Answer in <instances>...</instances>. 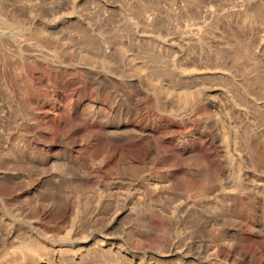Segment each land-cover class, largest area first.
<instances>
[{
	"label": "rangeland",
	"instance_id": "374dc122",
	"mask_svg": "<svg viewBox=\"0 0 264 264\" xmlns=\"http://www.w3.org/2000/svg\"><path fill=\"white\" fill-rule=\"evenodd\" d=\"M0 264H264V0H0Z\"/></svg>",
	"mask_w": 264,
	"mask_h": 264
},
{
	"label": "bare ground",
	"instance_id": "6f19581e",
	"mask_svg": "<svg viewBox=\"0 0 264 264\" xmlns=\"http://www.w3.org/2000/svg\"><path fill=\"white\" fill-rule=\"evenodd\" d=\"M191 96H184V98H183V100H188V98H190ZM187 104V103H186ZM107 244H109V243H107ZM110 245V244H109ZM20 246V245H19ZM21 246H22V244H21ZM25 246H28V245H25ZM30 246V245H29ZM94 245L92 244V245H89V246H87V247H93ZM112 247V246H111ZM33 248V247H32ZM20 251H18L19 253H20V255H21V252H22V249H21V247H20V249H19ZM24 250V253H26L25 251H27V252H29V255L28 256H30V254L32 253V249H31V247H26V248H24L23 249ZM36 252V251H35ZM34 252V253H35ZM43 253V256L45 257L46 256V253L44 252V251H42ZM32 256H34V255H32ZM25 257V256H24ZM28 258V257H27ZM34 258V257H33ZM36 258V257H35ZM32 259V258H31ZM30 260V259H29ZM36 260V259H35ZM38 260V259H37ZM190 261V260H189ZM159 263V262H161V261H159V260H156V263ZM31 263V262H30Z\"/></svg>",
	"mask_w": 264,
	"mask_h": 264
}]
</instances>
